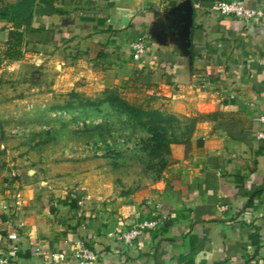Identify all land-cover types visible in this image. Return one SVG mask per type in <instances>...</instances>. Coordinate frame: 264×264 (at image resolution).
I'll list each match as a JSON object with an SVG mask.
<instances>
[{
	"label": "crops",
	"instance_id": "1",
	"mask_svg": "<svg viewBox=\"0 0 264 264\" xmlns=\"http://www.w3.org/2000/svg\"><path fill=\"white\" fill-rule=\"evenodd\" d=\"M22 1L0 0V63L53 67V90L73 102V93L116 91L196 124L170 145L148 193L107 195L93 208L46 181L9 182L0 191V254L10 264H80L84 241L99 247V264H264V24L210 14L214 0H34L16 28L2 15ZM244 1L264 8V0ZM16 30L22 58L5 60ZM140 37L147 53L137 61L131 43ZM155 218L160 227L132 248L119 241Z\"/></svg>",
	"mask_w": 264,
	"mask_h": 264
},
{
	"label": "rangeland",
	"instance_id": "2",
	"mask_svg": "<svg viewBox=\"0 0 264 264\" xmlns=\"http://www.w3.org/2000/svg\"><path fill=\"white\" fill-rule=\"evenodd\" d=\"M30 60L0 63V191L11 181H46L96 208L107 195L156 189L169 161L150 141L159 124H147L145 116L144 125L127 122L107 105L66 112L70 95L53 90L56 70ZM173 116L160 129L167 141L184 139L194 121Z\"/></svg>",
	"mask_w": 264,
	"mask_h": 264
},
{
	"label": "trees",
	"instance_id": "3",
	"mask_svg": "<svg viewBox=\"0 0 264 264\" xmlns=\"http://www.w3.org/2000/svg\"><path fill=\"white\" fill-rule=\"evenodd\" d=\"M34 7V0H23L20 3L15 4L11 7L9 11H5L2 15L3 18L8 19L13 22L16 28H20L23 22L29 18L32 14ZM23 34L19 31H10L9 38L5 43L6 51L4 54L5 60L16 61L22 58L21 45L23 43ZM72 98H75L78 102L77 104H71L67 108H63L64 111H72L75 107L73 105H80L83 107L99 108L101 105H107L112 109L111 114H116L121 118H124L127 122H134L139 125L146 124L143 121V117H150V121L147 122L149 125H158L153 130L152 139L150 140L155 145V150L163 147L167 155L170 154L171 144H180L185 142L188 137L193 133L196 120L194 119L191 128L189 129L186 136L182 140L167 141L165 136L161 133L160 129L163 128V124L168 121L173 120L175 117L173 115H164L160 111L148 112L140 107L134 106L123 99L116 91H106L102 96L101 101H96L93 99H86L78 94H71Z\"/></svg>",
	"mask_w": 264,
	"mask_h": 264
},
{
	"label": "built area",
	"instance_id": "4",
	"mask_svg": "<svg viewBox=\"0 0 264 264\" xmlns=\"http://www.w3.org/2000/svg\"><path fill=\"white\" fill-rule=\"evenodd\" d=\"M210 14L223 16V17H234L240 19L248 24L250 23H262L264 24V8L250 7L244 0H214L211 8L209 9ZM131 49L134 60H141L147 53V44L144 37H140L131 43ZM195 79L198 80L201 89L206 90L210 86L209 79L204 75H195ZM261 122L264 123V116L260 118ZM258 139L264 138V133L260 132L257 135ZM219 211L225 212L228 210L226 206H220ZM160 227L159 219L152 220H141L137 222L127 231H124L119 236V241L128 248H132L136 241L149 234L151 231H155ZM78 250L75 254V260L80 264H99L100 249L98 246L90 247L84 241L78 242ZM0 264H10L7 257L0 254Z\"/></svg>",
	"mask_w": 264,
	"mask_h": 264
}]
</instances>
